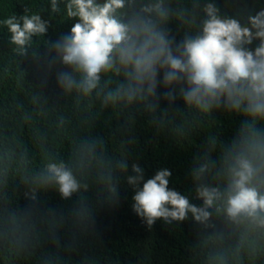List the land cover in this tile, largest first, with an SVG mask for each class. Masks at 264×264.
Segmentation results:
<instances>
[{"label":"trees","instance_id":"trees-1","mask_svg":"<svg viewBox=\"0 0 264 264\" xmlns=\"http://www.w3.org/2000/svg\"><path fill=\"white\" fill-rule=\"evenodd\" d=\"M66 2L58 0L60 11L52 12L51 0H0V22L33 14L49 22L23 52L0 23V264H264L259 220H232L218 201L202 222L189 213L183 221L158 219L149 227L132 207L143 181H127L135 175L133 164L145 181L167 169L168 187L202 206L197 187L223 190L241 147L264 141V121L223 104L207 112L187 105L183 85L173 86L174 101L164 98L162 83L155 96L106 101L108 93H123L133 83L123 70L101 73L91 93L66 91L59 73L80 79L52 49L78 20L67 17ZM208 2L242 25L264 9V0H199L200 8L195 0H164L170 16L162 26L170 38L179 43L197 34ZM49 162L65 164L80 183L70 198L47 179ZM201 165L207 170L197 179Z\"/></svg>","mask_w":264,"mask_h":264},{"label":"clouds","instance_id":"clouds-1","mask_svg":"<svg viewBox=\"0 0 264 264\" xmlns=\"http://www.w3.org/2000/svg\"><path fill=\"white\" fill-rule=\"evenodd\" d=\"M193 7L200 8L199 0ZM51 10L60 11L58 0H51ZM65 11L67 17L78 20L52 49L63 65L80 73L79 81L72 72L58 74L57 82L66 91L91 93L101 73L123 70L133 83L123 93H108L106 101L118 96L128 102L155 96L161 83L167 89L164 98L174 101L173 86L183 85L179 91L187 105L207 112L223 104L252 121H264V9L242 25L235 18L221 17L214 2L205 3L199 32L185 35L179 43L162 26L170 16L164 0H147L139 6L137 0H67ZM0 23L21 52L49 27L48 21L34 14L13 15ZM254 41L259 43L251 50L248 46ZM120 167L126 170L127 165ZM206 170L201 165L194 177L198 179ZM132 172L135 175L127 178L130 185L143 181L132 197L133 211L149 227L158 219L183 221L189 213L202 222L218 201H223L230 219L247 217L264 225V141L253 139L241 147L227 169L223 190L197 187V198L203 202L199 207L168 187L169 170H158L146 181L138 164L132 165ZM46 174L64 199L81 187L63 163L49 162Z\"/></svg>","mask_w":264,"mask_h":264}]
</instances>
